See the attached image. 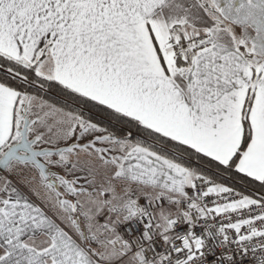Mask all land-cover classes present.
<instances>
[{
    "label": "snow or ice",
    "instance_id": "obj_1",
    "mask_svg": "<svg viewBox=\"0 0 264 264\" xmlns=\"http://www.w3.org/2000/svg\"><path fill=\"white\" fill-rule=\"evenodd\" d=\"M0 264H264V0H0Z\"/></svg>",
    "mask_w": 264,
    "mask_h": 264
}]
</instances>
